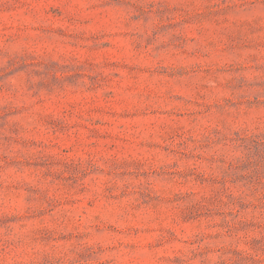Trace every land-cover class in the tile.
I'll return each mask as SVG.
<instances>
[{
	"label": "rangeland",
	"instance_id": "374dc122",
	"mask_svg": "<svg viewBox=\"0 0 264 264\" xmlns=\"http://www.w3.org/2000/svg\"><path fill=\"white\" fill-rule=\"evenodd\" d=\"M0 264H264V0H0Z\"/></svg>",
	"mask_w": 264,
	"mask_h": 264
}]
</instances>
